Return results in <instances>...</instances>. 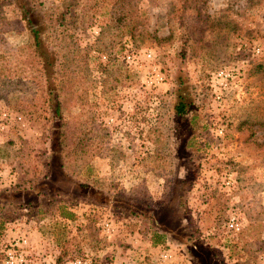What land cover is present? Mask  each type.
I'll list each match as a JSON object with an SVG mask.
<instances>
[{
  "label": "rangeland",
  "instance_id": "rangeland-1",
  "mask_svg": "<svg viewBox=\"0 0 264 264\" xmlns=\"http://www.w3.org/2000/svg\"><path fill=\"white\" fill-rule=\"evenodd\" d=\"M27 1L56 59L60 118L35 80L0 99V190H34L0 204V264H10L8 252L22 259L12 264H196L174 241L185 223L213 264H264V147L247 144L248 127L250 140L264 132V0ZM23 24L0 0V53L10 63ZM179 68L193 93L188 113L208 125L181 151L171 110ZM21 70L14 79L27 83ZM173 176L184 206L170 216ZM45 177H64L68 189L50 181L48 191ZM110 197L151 208L169 231L153 235Z\"/></svg>",
  "mask_w": 264,
  "mask_h": 264
},
{
  "label": "trees",
  "instance_id": "trees-1",
  "mask_svg": "<svg viewBox=\"0 0 264 264\" xmlns=\"http://www.w3.org/2000/svg\"><path fill=\"white\" fill-rule=\"evenodd\" d=\"M256 2H261V0H252ZM10 3L13 4L15 9L18 11L20 19L23 21L24 28L26 30V39L23 43L18 45L17 47L11 48L16 54L13 56L14 63H10L7 59L2 58L3 56L0 53V99L6 98V93H13L17 84H20L18 91L21 93H26L30 91V85H33L31 81L35 80V83L38 85L35 91L38 92V98L44 100L47 105H49L52 113L53 119L59 120V105L56 100V94L53 87V81L55 79V56L53 51L49 48L46 39L41 35L43 30V22L41 15L37 8L32 6L27 0H10ZM167 37H164L166 39ZM180 55L183 56V49L180 51ZM17 69L20 70L27 76V83L22 82L20 78L14 79V76L17 75ZM30 82V83H29ZM174 88V101L172 104V112L176 117V120L180 123V129L177 132L179 135V139H177V145L179 151L184 150L187 147H196V133L200 131H204L207 128V123L204 120V116L202 117L199 113H188V108L193 104V93L189 88L187 77L182 68L178 69L176 72L175 79L173 80ZM36 93H32L30 96L35 98ZM28 97V99L32 102L33 98ZM25 98V97H23ZM248 119V126H250L251 122ZM246 123V122H244ZM256 123L259 126H264L263 121ZM56 123L53 125V141H55L59 146V136L55 135L58 132ZM248 143L254 150H259L264 147V132L260 135L262 137L261 141H256V139H251L254 131L248 127ZM187 135V138L184 137ZM183 138V139H182ZM246 142L247 139L245 138ZM264 158V155H263ZM53 177V176H52ZM62 179H47V177L41 179L42 185H46L48 191L52 192V186L57 188L63 186L65 190L68 189L69 181L65 180L64 177ZM171 179V193L168 197V202L170 203V216L179 213V209L184 206V199L181 200V197L184 194L183 188L178 185V182L175 180V177ZM53 179V178H52ZM49 180V181H43ZM57 180V181H56ZM52 186H51V183ZM177 189L174 191V187ZM37 187V186H36ZM52 187V188H51ZM31 187L25 188H14L11 190H0V204L3 205L5 203L10 202L14 197L18 195H25L26 197L32 195L33 189L30 190ZM36 189V188H35ZM37 191H40L37 189ZM59 193V191H57ZM182 194V195H181ZM181 196V197H180ZM24 198L20 197L17 205H22ZM115 201L122 202V205L126 208V214L133 219L139 221H146L148 224V230L157 237L163 236L169 230V226H167L166 221L161 219H157L154 216L151 208L139 206L136 203H126L123 202L122 198L110 197L109 203L113 204ZM61 216L71 217L72 214L70 212L62 210L60 213ZM164 216V211H163ZM169 220V219H168ZM187 224V223H185ZM182 224L181 231L177 232L178 240H174L179 245L183 246V250L185 251V255L192 259L196 264L201 263L197 260V258L201 257L204 264H213L208 255L201 249H197V245L191 241V232L190 227L188 225ZM189 228V229H188ZM159 229V230H158ZM172 234L173 231H172Z\"/></svg>",
  "mask_w": 264,
  "mask_h": 264
},
{
  "label": "built area",
  "instance_id": "built-area-1",
  "mask_svg": "<svg viewBox=\"0 0 264 264\" xmlns=\"http://www.w3.org/2000/svg\"><path fill=\"white\" fill-rule=\"evenodd\" d=\"M216 75L219 76V77H225V73H223L222 71L218 72ZM217 98H219V97L217 96ZM218 132L219 133L221 132V128L218 129ZM105 226H106L105 229L106 230H109V228H107V224H105ZM169 246L170 245L167 243L166 246L163 247L160 250V252H159V257L163 261L164 260H167V259H169L171 257L170 247ZM7 259H8V262L10 264L16 263V262H21V260H22L19 254L18 255H14L11 252H8L7 253ZM75 264H92V262L91 261H87V260H85V261H83V260L82 261L81 260H76L75 261Z\"/></svg>",
  "mask_w": 264,
  "mask_h": 264
}]
</instances>
